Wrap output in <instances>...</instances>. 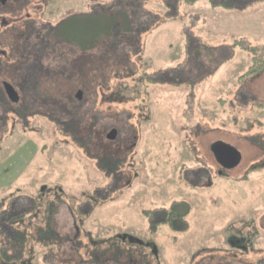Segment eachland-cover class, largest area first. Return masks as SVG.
I'll return each mask as SVG.
<instances>
[{"label": "rangeland", "instance_id": "374dc122", "mask_svg": "<svg viewBox=\"0 0 264 264\" xmlns=\"http://www.w3.org/2000/svg\"><path fill=\"white\" fill-rule=\"evenodd\" d=\"M24 2L20 9L0 10V66L20 57H12L15 32L33 48L44 45L40 36L53 41L55 51L40 55L35 49L40 82L18 90L24 103L12 105V113L0 105L5 256L13 259L18 250L8 241L15 236L12 242L23 245L28 264H96L115 254L108 245L123 236V252L116 254L120 264L264 263V68L246 74L255 56L264 57V0ZM110 10L131 16L139 45L129 40L131 45L121 47L130 52L128 65L123 60L116 71L115 61L100 56L101 49L84 56L67 46L75 53L69 54L75 56L73 64L97 69L86 76L92 84L87 79L82 91L77 73L69 75L67 63L61 65L59 55L67 48L56 45L51 26L69 16ZM31 48L21 53L24 66ZM103 59L111 65L104 66ZM73 114L81 118L78 125L70 120ZM112 129L131 146L128 150L121 152L118 140L106 138ZM219 142L240 156L227 177L216 174L211 147ZM195 171L203 174L199 182ZM174 200L188 202V228L177 232L164 223L149 229L152 220L143 211L169 208ZM10 201L13 217L22 213L24 220L20 232L11 235L5 223ZM49 207L57 208L55 233L65 238L59 245L58 238L50 245L38 239V228L52 227L40 222ZM246 238L252 252L245 254Z\"/></svg>", "mask_w": 264, "mask_h": 264}, {"label": "trees", "instance_id": "16d2710c", "mask_svg": "<svg viewBox=\"0 0 264 264\" xmlns=\"http://www.w3.org/2000/svg\"><path fill=\"white\" fill-rule=\"evenodd\" d=\"M229 1L230 0H221V3L226 4ZM118 19L121 20V23H117ZM130 19H131V16H127V14H125L124 11H119V14H117L116 12L112 10H110V12L108 11L105 13L104 12H97V13L90 12L86 14L69 16L65 18L61 23H59L58 26L56 27L54 31V35L58 38V39L56 38L58 42H55V43L56 45H59V46L62 45L63 48H67V46L73 47V49L78 48V50H80V53H83L84 56L86 55L85 54L86 52L91 51L93 48H96V50L101 49L102 51H101L100 56H103L106 59L112 58L111 60L115 61V63L114 62H111V63H113L115 67L114 70L116 71L118 70L123 60L127 59L126 64L128 65V60H129L128 54L130 52L127 51L125 47L124 48H121V47H123L125 44L131 45L130 44L131 41L135 42L137 46L139 45L140 32L133 27ZM15 33L13 35L16 36L17 42H16L15 47L13 48L11 47L12 57L15 54L19 55L20 57L14 59L13 62L8 63L5 60L6 62L4 61L2 63V65L0 66V85L3 82H6L8 84H11V83L14 84L15 92L17 93V96H18L19 94L18 90L20 91L22 87H25V85H33V86L37 85L38 82H40V77L43 75L38 72V69H36L37 68L36 66L39 65V62L37 61V58L34 56L33 52L30 51V56L28 58L23 57L24 62L25 60L28 62V65L26 66L23 65V62L21 61L20 58L22 56L21 53H23V51L27 49L28 47V45L26 47L27 43L25 42H29V44L31 45H33V42L28 41L26 39L27 37L23 36L22 34L18 33L17 35H15ZM35 37L38 38L39 35L37 34ZM107 37H108V41L105 42L103 46H101L102 44L99 42L100 39L102 41L103 38L106 39ZM19 38L21 39L20 42L18 41ZM40 38L42 39L41 36ZM41 39H38V41H40L39 42L40 45L42 44L44 45L38 47V53H40V55L42 53L45 55V53L48 54V53L55 51V48H54L55 46H53L54 45L53 41H50V40L43 41ZM129 40H130V43H128ZM20 49H22V52H20ZM71 50L72 49L67 48L66 49L67 52L61 51V54L59 55V59L62 60L61 65H65V63H67V66L65 67H68V69H70L69 75H75L73 74V72L77 73L74 78L77 79L78 77V81L81 84L80 86H82V91H84L87 89L86 88L87 85H89L87 79H90V82H91L90 84H92V77L90 76L86 78V76H89L91 73L95 72V70L97 69H93L92 68L93 66H91L89 69L90 71H89L87 70L89 67L86 68V66L84 67L82 64L79 66L77 62L73 64L75 56H69V54H75V53H73ZM32 54H33V57L31 56ZM255 57L256 59L254 60L251 66V70H248L246 74L250 75V74L258 73L264 68V57L262 55H257ZM34 63H36V66ZM108 64L109 63L104 60L103 65L108 66ZM110 65L111 64H109V66ZM33 71H37V72H33ZM58 72L59 71H57V75H58ZM99 84H97L96 89L97 90L98 88L103 89L102 85L99 86ZM80 86L78 88H80ZM90 88H91V85H90ZM36 89L39 91L37 92L40 94L41 89L40 88L39 89L36 88ZM30 90L31 89H29V91ZM37 92L35 93V95L37 94ZM41 94H40L41 96H48L43 93ZM65 94H68V93H64L63 96H65ZM17 96L8 95L0 87V105H4V106L6 105L4 109L9 114L12 113L11 111L12 105H16V104L22 105L24 103L22 97H17ZM70 98H71L70 94H68V99ZM51 109H56V108L52 107ZM73 113L76 114V111H73ZM75 114L71 115L70 120H73L72 122L75 123V125H78L80 123L81 118ZM6 117L7 116H5V119ZM14 117L16 116L14 115ZM86 129L87 128H84V131ZM88 130L90 131L91 127H89ZM100 133L101 132L97 133V137H96L98 139V142L96 143L98 146V149L103 148L104 146L102 144L103 142L101 140L102 135H100ZM31 209L36 210L34 205L33 207H31ZM56 209L57 208L54 207V209L52 210V207H49L48 209L43 211V222H45L46 224L50 223L52 227L49 229L47 227L37 229V231H40V234L42 235V236L40 235V238L38 239L45 245H50L52 243L51 241L57 238H58L57 242H54V243L58 245H59V240L62 242L63 240H65V238H61L55 233V229H54L55 227H54V221H53L54 218L52 217V215ZM189 209H190V206L188 203L184 201H174L169 206V208H159V209L151 210L150 211L151 214L148 215V219L152 220V221H149L152 226H154L155 223L158 226L160 224L165 223V224H168L169 227L173 231L180 232L188 228L189 222L186 218L189 213ZM27 232H28V229L26 228L25 233ZM26 236L28 237V233ZM262 259L264 261V257ZM144 263L149 264V262H146V260L144 261ZM250 264H264V263L260 262L259 260L255 261L254 263L253 262L251 263V260H250Z\"/></svg>", "mask_w": 264, "mask_h": 264}, {"label": "flooded vegetation", "instance_id": "af4514ba", "mask_svg": "<svg viewBox=\"0 0 264 264\" xmlns=\"http://www.w3.org/2000/svg\"><path fill=\"white\" fill-rule=\"evenodd\" d=\"M25 0H7V1H4V2H2V1H0V10H3V9H6V10H16V9H20V8H22V7H24L25 6V4L27 3V2H24ZM19 6H22V7H19ZM0 17H2V16H0ZM2 19V18H1ZM2 20H4V19H2ZM61 22V21H60ZM60 22H58V23H56L54 26H51L53 29V31L52 32H54L55 31V29H56V27L58 26V24L60 23ZM17 29V28H16ZM10 32L11 31H13V30H9ZM14 32H15V29H14ZM22 32V31H21ZM3 36H4V34H0V39L1 38H3ZM40 36V35H39ZM25 43H27L26 44V47H27V45H29V42H25ZM35 49H38V46H36L35 48H33V45H32V48H31V52H33V53H35L36 52V50ZM0 87L8 94V95H10V96H13V94H15L16 95V92H15V88L12 86V85H10V84H8V83H6V82H3L1 85H0ZM115 140H118V142L117 143H119L120 142V144H121V152H122V149H125V150H128L129 149V147H131V146H125L124 145V139L121 137H119V133L117 132V135H116V137H115V139H113V141H115ZM125 146V147H124ZM197 157V156H196ZM198 158V157H197ZM120 161V160H119ZM216 162H217V165L219 166V168L216 170V174L218 175V176H224V177H227V175H228V173L232 170V168H234V167H232V168H227V167H225V166H222L218 161H217V159H216ZM236 167V166H235ZM122 170H123V168H121ZM209 171L211 172L212 171V168H209ZM207 173V175H208V172H206ZM192 174H194L195 175V180L196 181H201V179H202V177H203V174L202 173H198L197 171H195V172H192ZM205 177V176H204ZM117 178H119L118 176L116 177V179ZM206 179V178H205ZM118 180H120V179H118ZM128 181V180H127ZM207 181H208V178H207ZM40 199H42V196H40ZM174 201H177V200H174ZM173 201V202H174ZM180 201H184V202H186V203H188L187 201H185V200H180ZM39 202H41V200L39 201ZM37 203H38V201H37ZM33 204V203H32ZM39 206V205H38ZM38 206H36L37 208H39ZM9 208H11L8 212H7V216H6V218H5V223L7 224V227L10 229V230H8L7 231V234H9V235H11L12 233L10 232L11 230L13 231V232H15V233H18V232H20V230H21V227H22V225H21V223H23L24 222V220H23V215H22V213H17L16 214V216H14L13 217V215H12V201H10V205H9ZM40 209V208H39ZM150 211L151 210H144L143 211V214H144V216L146 215L147 217V219H148V215H150L151 213H150ZM40 212V211H39ZM38 211H36L35 212V214L37 213V216H38V213H39ZM80 213L81 214H83V212H81V210H80ZM189 213H190V209H189ZM189 213H188V215H189ZM187 215V216H188ZM39 219H40V217H39ZM38 219V220H39ZM43 221V218L41 217V219H40V222H42ZM148 228L149 229H151V230H155V229H157L158 228V225H156V223L154 224V226H152L151 224H150V222H149V224H148ZM26 230V229H25ZM25 230H24V232H25ZM77 235V234H76ZM120 235H124L123 233L122 234H119V236ZM118 237V236H117ZM116 237V238H117ZM14 238H15V236L14 237H10V239L8 240L9 241V243L12 245V246H14L15 248H16V246L18 247V250H14V252H13V259H12V257L11 256H5V253L4 252H2L1 250L3 249V248H1L0 247V251H1V254H0V258H2V259H4V264H15L16 262H10L9 260L10 259H12V260H14V261H17L18 263L17 264H28V263H30L31 262V260H29L30 258H28V255H27V253L25 252V250L24 249H22V247H23V245L21 244V243H14V242H12V240H14ZM120 238L121 239H117V242H122L120 245V247L118 246V248H117V242H115V241H113V242H111V245L109 244L108 246H110V247H112V250H114L115 251V254L113 255V254H109V256H108V258L110 259V260H108V258L107 259H105L106 261H100L99 260V262L98 263H96V264H120V262H119V256H116V254L118 253V251L119 252H123V239H124V237L123 236H120ZM247 242H248V248H247ZM108 244V243H107ZM107 244L105 243V245L107 246ZM243 248L245 249L244 250V253L246 254V252H248L249 250L252 252V243L250 242V240L249 239H247L246 238V240L244 241V243H243ZM116 249H119V250H116ZM23 251H24V253H23ZM91 255V254H90ZM235 255H239V254H235ZM234 255V256H235ZM250 255V254H249ZM249 255L247 256V257H249ZM31 257V256H30ZM97 257V256H96ZM213 257V256H212ZM211 257V258H212ZM214 258V257H213ZM212 258V259H213ZM246 260H244V262H245ZM247 263L248 264H250V260L249 261H247ZM213 264H223V262L222 263H220L219 261H217V262H214ZM226 264V263H225Z\"/></svg>", "mask_w": 264, "mask_h": 264}, {"label": "water", "instance_id": "95a60500", "mask_svg": "<svg viewBox=\"0 0 264 264\" xmlns=\"http://www.w3.org/2000/svg\"><path fill=\"white\" fill-rule=\"evenodd\" d=\"M2 2L7 1V0H0ZM81 91L78 92V94H76V97L79 99L81 98ZM117 135V131L116 129H112L107 135L106 138L113 140L115 139ZM212 152L215 156V158L217 159V161L222 165L225 166L227 168H232L238 165L239 160H240V156L238 154V152L224 144V143H215L212 145L211 147Z\"/></svg>", "mask_w": 264, "mask_h": 264}]
</instances>
